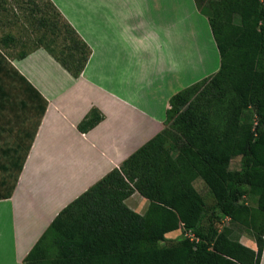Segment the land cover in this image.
I'll use <instances>...</instances> for the list:
<instances>
[{
    "label": "trees",
    "instance_id": "obj_1",
    "mask_svg": "<svg viewBox=\"0 0 264 264\" xmlns=\"http://www.w3.org/2000/svg\"><path fill=\"white\" fill-rule=\"evenodd\" d=\"M195 1L201 11L206 14L208 9L212 14L206 15L221 57L219 71L175 94L167 112L169 128L132 154L121 169L110 172L64 208L30 251L25 264H261L264 0ZM47 2L63 26L60 29L59 21L47 15L40 25L54 36L63 32L65 37L63 56L45 49L78 78L88 64L91 48L54 3ZM31 4L41 9L36 1ZM8 42L15 40L9 37ZM9 59L0 50V109L11 97L5 88L8 80L9 89L19 90L14 95L23 97L14 103L25 114L23 124L29 120L33 125L35 118L37 121L33 131L24 129L20 132L23 138L5 142L0 149V157L5 160L1 168L7 175L0 184L8 186L0 200L12 196L48 106ZM248 113L255 116V121L246 119ZM102 120V114L93 109L79 129L86 133ZM5 129L0 127V140L1 134L9 131ZM170 135L176 156L165 146ZM236 157L241 161L232 169ZM9 179H13L10 185ZM199 180L216 201L207 229L202 223L208 208L195 187ZM136 192L149 201L145 214L125 202ZM247 196L256 198L257 206L244 203ZM218 211L249 231L256 251L242 244L240 238L233 239L231 230L216 228L214 215ZM178 230H183V238L166 237Z\"/></svg>",
    "mask_w": 264,
    "mask_h": 264
},
{
    "label": "crops",
    "instance_id": "obj_2",
    "mask_svg": "<svg viewBox=\"0 0 264 264\" xmlns=\"http://www.w3.org/2000/svg\"><path fill=\"white\" fill-rule=\"evenodd\" d=\"M50 1L91 56L78 78L44 48L9 59L48 106L12 196L0 200V264H25L64 208L167 128L170 99L208 78L207 57L203 65L191 44L198 19L221 66L209 18L195 0ZM93 109L103 120L83 133L79 125ZM7 187L0 184V194ZM125 202L149 203L138 192ZM240 241L257 250L253 237Z\"/></svg>",
    "mask_w": 264,
    "mask_h": 264
},
{
    "label": "rangeland",
    "instance_id": "obj_3",
    "mask_svg": "<svg viewBox=\"0 0 264 264\" xmlns=\"http://www.w3.org/2000/svg\"><path fill=\"white\" fill-rule=\"evenodd\" d=\"M33 1H36L37 4L41 6V9H34L33 5L31 4V2ZM206 14L212 15L208 9L206 10ZM46 15L47 18H50V20L52 21H59L60 29L62 28L63 21L58 19L56 13L52 9L50 10L47 0H0V50L5 53V55L10 59H13L15 57L19 58L23 53H29L40 47L44 49L48 47L52 49L56 55L60 57L63 56V38L65 37V35L63 34V32H59L58 36H54L48 31L47 28H43L40 25L41 19ZM236 22H238V19L236 20ZM197 24V34L196 36H192L191 40L193 53H197V56L199 57L198 60L202 61L203 65H205V62L208 61L205 67L208 68V71L210 72V75H208V77H211L215 75L219 70L218 67L220 65V60L219 57L215 55L216 52L211 46V42L209 41L210 39L207 38L208 31H204V22L201 19H198ZM189 26L190 25L184 26V29L182 30L183 35L187 34L186 28ZM9 37L13 38L15 42H8ZM187 46V41H185L182 46L184 52L186 51ZM205 57H207V61H204ZM7 82L9 81H6L5 88L11 95V97L10 99L5 101L6 104L3 105L2 109H0V127H3L4 129L6 128L7 130L9 129V131H5L1 134L0 149L5 147V142H8L9 144V142L11 143L13 141H17V138L23 135L20 132L24 129L27 130L26 128H29L30 132L33 131V127H30L31 125H29L30 123H32L31 121L28 120L25 125L23 124L25 114L23 110H21V106L18 107L14 105V103H16L18 100H21L23 97H17V95H14L19 90L9 89L7 86ZM2 100L3 99L0 96V103L3 102ZM248 114L249 116H246V119L255 121V116H253L252 113ZM36 119L37 118L33 119V121H36ZM168 128L169 127L167 126V129ZM170 136H167L165 140V146L171 151L173 156H176L175 143L172 140V136ZM240 161V157L234 158L231 164V168H238ZM4 162L5 160L0 157V182L4 178H7V175L1 168V164ZM8 181L9 184H12L13 179H9ZM195 187L204 196L205 203L208 208L206 218L202 223L203 228L207 229L209 225V217L212 213L211 209L216 204V201L213 196L207 192V188L201 180L195 183ZM243 202L252 207L257 206V199L252 196L245 197L243 199ZM128 205L131 206V208H133L134 210H137L138 212L143 214L146 212L149 203L129 202ZM214 222L216 228L219 231H223L225 229L231 230V237L233 239L241 238L243 235L252 237L247 229L237 224H233L230 218L224 217L219 211L216 215H214ZM189 236L193 238L191 234H189ZM183 237V230H179L177 233L171 235L168 238L170 240H179Z\"/></svg>",
    "mask_w": 264,
    "mask_h": 264
}]
</instances>
